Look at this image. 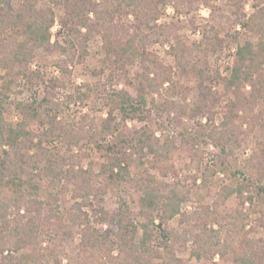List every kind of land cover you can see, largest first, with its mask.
<instances>
[{"label":"trees","instance_id":"1","mask_svg":"<svg viewBox=\"0 0 264 264\" xmlns=\"http://www.w3.org/2000/svg\"><path fill=\"white\" fill-rule=\"evenodd\" d=\"M48 2L49 6L38 7V0H23L17 6L14 5V0H0V190L7 188L11 194L0 195V264H32L39 258L40 250H44L39 247L42 234L62 231V243L71 239L76 229L79 230L80 237L77 251L79 264H154L152 258L157 251L152 242L156 231L162 233L161 236L165 239L168 238L162 226L179 214L188 190L181 183L165 187L151 174L159 171H163V174H176L174 164L179 153L172 139L161 141L145 125L132 133L123 129L127 120L144 122L148 113L147 97L170 80L164 75L150 78L157 65L145 50L151 34L157 41L175 37L168 26L155 25L160 4L167 0H115L113 6L104 9H100L95 0ZM186 5V1L180 3L181 7ZM54 7H62V14L58 15L60 27L55 33L54 42H51V28L56 17ZM129 14L136 19L133 28L118 20L119 16ZM240 22L242 27L257 35L259 41L257 44L246 41L237 46L234 64L227 78H220L217 71L215 74L210 73L206 62L200 66L189 61L193 51L207 55L221 47L216 33L204 31L202 42L192 50L181 48L178 46L180 44L176 46L175 57L181 70L200 79L199 96L195 107L191 109L192 117L217 103L218 99L214 98L210 88L212 83L222 82L225 90L231 91L234 96V100L227 105V113L223 115L224 121L221 122L218 133L213 130L207 133L203 128L184 130L181 133L184 142L182 147L188 144L199 145L204 142L205 137H209L214 145L219 142L220 137L227 135L229 141H236V126L231 127L229 120L237 117L239 112H244L255 126L259 125L264 129V124L259 123L264 116V0H256L253 14ZM142 27L147 28L148 32L141 31ZM94 32L100 35L106 55L98 74L104 68L111 67L112 63L119 64L121 68L136 62L140 64L135 94L113 90L107 95L110 107L107 116L97 128L90 124L91 131L84 130L83 126L76 130L66 129L55 123L59 105L52 101L54 90L69 85L70 71L67 65L74 60L84 59L87 53L86 41ZM38 51L46 56L58 53V78L46 82L41 73L30 71V64ZM115 68L118 69L117 66ZM7 76H11V82L25 79L26 86L44 85L45 89V97L37 105L16 103L22 119L15 126L5 119L7 109L3 99L7 100V97L2 93L1 81ZM113 77L114 74H111L110 79ZM246 86L249 87L248 90ZM82 88L85 89L86 86L77 89ZM89 96L91 90L86 88L77 98ZM177 111L180 112L179 109ZM182 113L185 114L183 109L178 116ZM177 119L175 125H178ZM34 120L41 126L48 125L47 129L38 134L30 132L27 126ZM94 130L96 132H92ZM85 137L94 144L104 143L102 148L106 151V161L100 165L99 175L91 168L75 167L81 155L71 163H67V157L55 156L51 163L38 168V162L46 158L43 143H50L56 138L63 139L70 151L73 146H79L80 140ZM222 151L225 152L223 147ZM190 155L192 158H199L196 153ZM226 159L228 167L233 166L227 154ZM194 163L195 160L187 168L198 170V163ZM245 170L235 185L224 184L219 190L214 189L209 193H215L217 199L221 200L236 194L241 205L249 202L254 206L255 199H258L262 212L260 226L263 236L258 237L254 243H240L234 251L233 264H264V149L250 156ZM98 176H103L108 185L126 184L134 187L139 194L137 212L131 209L132 200L123 197L117 199L115 214H109L103 208H95L94 200L105 193L104 186L96 185ZM196 179L197 176L194 175V183ZM58 182H63L65 187L58 189ZM40 183L46 186L48 197L55 202L59 200V194L66 190V185L70 184L73 204L64 208L62 213L58 208H51L50 204L38 199ZM45 205L48 209H45ZM90 213H94V223L90 219ZM95 224L109 225L105 230H99ZM138 230L142 234L136 242ZM215 234L209 241H201V250L193 253L196 259L208 254H218L225 258L229 249L226 242L228 240L221 243L219 236ZM232 248L235 249V246L232 245ZM114 249L117 250L115 255L112 253ZM18 252H21L19 257L12 256V253ZM56 264L60 262L57 261Z\"/></svg>","mask_w":264,"mask_h":264},{"label":"rangeland","instance_id":"2","mask_svg":"<svg viewBox=\"0 0 264 264\" xmlns=\"http://www.w3.org/2000/svg\"><path fill=\"white\" fill-rule=\"evenodd\" d=\"M22 1L14 0V5L17 6ZM95 1L99 4L100 9L115 4V0ZM185 1L187 5L181 7L180 3ZM160 5L161 9L157 14L155 25L168 26L171 34L175 37L157 41L151 34L152 37L146 44L145 50L148 57L157 65L150 78H160L164 75L170 80L147 97L148 113L144 122L127 120L123 130L132 133L140 126L145 125L154 131L161 141L166 138L172 139L179 153L174 164V168L177 170L176 174L171 172L163 174V171L151 172V174L165 187L181 183L188 190V195L180 206L179 214L162 226L165 233L168 234V238L165 239L161 236L162 233L159 234V231H156L152 244L157 252L152 258V262L154 264H233L234 251L240 243H254L258 237L263 236L260 226L262 212L259 201L255 199L254 206L249 202L241 205L240 198L236 194L221 200L217 199L215 193L210 194L209 191L219 190L224 184L233 186L238 179L242 178L250 156L253 153L262 152L264 149V129L259 125L255 126L253 120L249 116H245L244 112H239L237 117L229 120L231 127L236 126V141L233 139L232 142L229 141V135H227L220 137L219 142L214 145L209 137H205L204 142L199 145L188 144L182 147L184 142L181 133L184 130L195 131L198 128H203L207 133L211 130L218 133L220 124L224 121L223 115L227 113V105L234 100V96L231 91L225 90L222 82L212 83L210 88L214 98L218 99L217 103L201 113L193 114L192 117L191 109L195 107L199 96L200 79L181 70L175 57V49L180 44L178 46L181 48L192 50L202 42L205 32L216 33L221 41V47L215 52H208L207 55L196 54L193 51L189 61L200 66L206 62L210 73L215 74L217 71L220 78L229 77L237 46L246 41H251L253 44H257L259 41L257 35L240 24L242 19L245 21L253 14L256 0H235L234 2L231 0H167ZM175 5L180 9L179 11L176 10ZM47 6H49L48 0H38V7ZM54 12L56 17L51 28V42H54L55 33L60 27L58 15L62 14V7H54ZM90 17L93 18V15L90 14ZM118 20L131 28L136 25V19L132 14L119 16ZM82 31L85 32L84 29ZM141 31L146 33L148 29L142 27ZM86 51L82 61L74 60L68 63L69 85L54 90L52 101L59 105L55 123L66 129L76 130L83 126L84 130L91 131L90 124L97 128L106 118L110 108L107 95L113 90H125L134 95V88L137 86L136 75L141 71L138 62L125 68L112 63L111 67L104 68V71L98 74V71L103 67L106 55L102 39L95 32L86 41ZM59 62L60 58L57 52L46 56L42 51H38L29 69L41 73L48 82L52 78L60 76V70L57 68ZM111 74H114L112 79H110ZM83 85L91 90V96L79 99L77 96L86 88H77ZM248 89L249 87L246 86V90ZM1 90L7 97V100L3 99L7 109L5 119L14 126L22 119V113L17 109L16 103L37 105L45 97L44 85L26 86L25 79L11 82V76H7L5 80L1 81ZM175 105L178 107H174ZM160 107H163V110H160ZM179 107L184 110L185 114L182 113L178 116L181 112ZM176 109H179L180 112ZM176 119L178 125H175ZM259 123L264 124V116ZM47 127L48 125L41 126L34 120L28 124L27 129L38 134ZM103 144V142L94 144L85 137L80 140L79 146L75 145L69 151L67 143L63 139L56 138L50 143L45 142L42 144V148L46 158L38 162V168L51 163L55 156L67 157V163H71L73 159L76 160L77 156L81 155V159L75 167L91 168L96 175H99L100 165L106 161ZM222 147L225 152L222 151ZM190 153L199 155L198 160L194 156L192 158ZM226 154L233 164L230 168ZM194 160V164L198 163L199 165L198 170L187 168V165ZM194 175L197 176L195 183L193 182ZM63 185V182H58V189L64 188ZM96 185L104 186L105 193L98 200H94L95 208H103L109 214H115L117 199L123 197L132 200L131 209L137 212L136 202L139 194L135 192L134 187L126 184L108 185L103 176H98ZM70 188L71 185L67 184L66 190L59 194V200L55 202L48 197L46 186L40 183L38 199L50 204L51 208H58V211L62 213L64 208H69L73 204ZM0 195L11 196L7 188L0 190ZM45 209H48V206L45 205ZM93 215L91 213L89 215L92 223H94ZM108 225L95 224V227L105 230ZM78 231L76 229L73 237L62 243H60L62 231H49L42 234L39 247L44 250H40L39 258L32 264H56L57 261L60 264H79L77 251L80 237ZM215 233L219 236L221 243L228 240L226 242L229 249L225 258H221L218 254L213 256L208 254L206 257L196 259L193 253L201 250V241H209V238ZM141 234V230H138L136 242L139 241ZM212 240L215 241L214 238ZM232 245L235 246V249L232 248ZM112 253L115 255L117 250L114 249ZM20 255L21 252L12 253L14 257Z\"/></svg>","mask_w":264,"mask_h":264}]
</instances>
